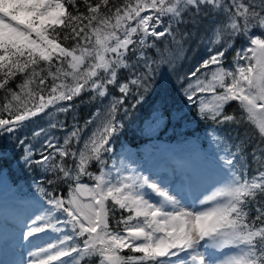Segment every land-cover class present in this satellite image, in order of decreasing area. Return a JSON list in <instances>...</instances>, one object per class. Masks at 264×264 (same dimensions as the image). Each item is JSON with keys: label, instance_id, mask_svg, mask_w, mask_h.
Instances as JSON below:
<instances>
[{"label": "snow or ice", "instance_id": "snow-or-ice-1", "mask_svg": "<svg viewBox=\"0 0 264 264\" xmlns=\"http://www.w3.org/2000/svg\"><path fill=\"white\" fill-rule=\"evenodd\" d=\"M205 21L211 27L201 43L208 41L209 55L187 74L186 100L202 120L218 128L249 125L252 136L235 150L224 148L215 161L224 182L201 201L207 207L187 210L167 186L136 169L124 174L109 161L122 128L118 114L144 102L156 69H174L193 38L189 26L198 30ZM166 36L175 51L156 44ZM240 37L246 43L234 49ZM230 50L233 60L226 64ZM122 71L128 75L121 78ZM18 74L22 81L8 87ZM109 86L118 98L109 100ZM0 90V135L19 132L50 106L85 93L106 103L98 120L85 122L93 125L86 138L76 128L63 145L47 140L35 161L26 149L24 163L50 174L49 185H68L66 194L39 189L47 207L23 239L48 230L65 234L31 252L41 258L29 264H264V0H0ZM233 103L239 115L225 111ZM249 140L256 141L251 151ZM73 143L79 147L73 150ZM225 248L236 251L220 261L209 252ZM128 250L141 255H122Z\"/></svg>", "mask_w": 264, "mask_h": 264}, {"label": "trees", "instance_id": "trees-1", "mask_svg": "<svg viewBox=\"0 0 264 264\" xmlns=\"http://www.w3.org/2000/svg\"><path fill=\"white\" fill-rule=\"evenodd\" d=\"M71 10V9H70ZM83 11V6H81ZM167 23V18H165ZM211 25L205 21L198 30L193 31V38L188 40L179 51L178 57L175 60L174 69L167 65H162L156 69L154 80L152 83L151 91L146 95L144 102L135 109H130L127 116L123 112L118 114V120L122 119V128L113 139L114 152L111 155L109 164L115 163L119 169L120 156L130 150L135 154L134 165L137 167V172L146 174V165L144 163V155L142 146L148 144V138L143 134L142 127L154 115H159L163 120L166 127V139L173 144H180L181 138L191 137L193 134L216 133L222 137L224 142L230 144L231 149L235 150L238 141L245 140L252 136V129L249 125H224L223 127H216L211 121H205L200 118L195 105L190 104L184 95V87L187 84L185 79L187 74L195 69V67L209 55L207 50L208 41L205 39L201 43V39L209 33ZM183 30V25L181 26ZM254 33L259 30L254 29ZM152 37H149L151 41ZM71 44V41L68 42ZM246 43V38L240 37L233 41L234 49H239ZM156 44L161 47H168L175 51V45L171 44L170 37H161L156 40ZM149 55H153V50H148ZM234 56V51L230 50L226 54V64H231ZM132 63H136L135 60ZM203 70V69H202ZM201 70V71H202ZM128 75L126 72H121L120 77ZM22 81L21 75H17L15 80L9 82L8 87L15 89V85ZM60 81H57L59 83ZM30 87H35L34 85ZM19 91L18 89H16ZM45 95L47 93L45 92ZM89 93H85L80 97L74 98L72 101H60L55 106H50L46 109L47 114H42L27 122L25 127L11 135H0V203L6 204V201L13 197L19 196L18 199H24L35 203L38 198H41L42 203H46L47 199L39 191L41 187L45 189L55 188L57 193L63 192L66 194L68 185L63 182H57L55 185L47 183V176L50 174L44 173L34 162L25 164L22 156L24 151L28 148L32 149V161L40 158V153L43 144L47 140H51L57 145V141H63L70 135L76 128L83 131L81 136L86 138L87 135L93 130V125L86 124L88 120H98L102 115L101 109L106 107V103L93 101L89 99ZM120 93L109 86V100L112 97H119ZM5 102V93L0 90V107ZM132 101L129 100L128 103ZM13 103H15L13 101ZM67 105L69 111L60 112L58 109ZM227 113L239 111L235 103L226 107ZM7 115L6 113L4 114ZM55 125V127H53ZM43 130L40 136H34L36 131ZM22 140L23 144L19 143ZM256 143L255 140H249L246 148L251 151L252 145ZM79 147L78 144L73 143L71 148L74 150ZM68 163H72L71 160ZM95 170V169H93ZM255 171L254 167L249 168V175ZM113 174H116L115 171ZM83 182L89 184L93 183L87 177L82 178ZM111 203V202H109ZM119 215V213H118ZM127 215V213H124ZM115 227V221H112ZM123 226H121L122 228ZM64 233V232H63ZM65 234V233H64ZM63 234V235H64ZM122 255H141L138 253H131L130 250L125 251ZM69 259L68 257H63ZM95 264V262H93Z\"/></svg>", "mask_w": 264, "mask_h": 264}, {"label": "rangeland", "instance_id": "rangeland-1", "mask_svg": "<svg viewBox=\"0 0 264 264\" xmlns=\"http://www.w3.org/2000/svg\"><path fill=\"white\" fill-rule=\"evenodd\" d=\"M142 132L149 139V144L144 148L147 164L145 175L177 193L181 206L185 209L200 210L207 207L202 205L201 201L214 186H221L224 182V173L215 161L218 156L224 154L225 147L231 149L230 144L223 140H214L212 133H196L191 137L179 139L178 145L172 144L166 139V127L159 115L152 116L142 127ZM57 145H63V141H57ZM25 152L26 150L23 156ZM133 158L134 155L130 151L124 152L118 164L119 170L124 172V169H135ZM40 199L31 203L13 196L6 204L0 205V264H29L31 260L38 262L41 257H32L30 253L38 252L41 247H46L50 242H58V238L63 237V232L54 233L48 230L30 238L31 242L23 239L31 220L36 215L43 214V207H47ZM152 199L157 198L152 196ZM235 251L233 248H225L222 251L209 250L217 261ZM52 264H59V261Z\"/></svg>", "mask_w": 264, "mask_h": 264}]
</instances>
